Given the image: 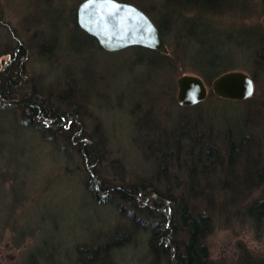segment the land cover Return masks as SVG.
<instances>
[{
  "label": "rangeland",
  "instance_id": "obj_1",
  "mask_svg": "<svg viewBox=\"0 0 264 264\" xmlns=\"http://www.w3.org/2000/svg\"><path fill=\"white\" fill-rule=\"evenodd\" d=\"M84 1L0 0V84L7 77H16L15 67L7 75L2 74L10 63L19 67L21 78L18 88L0 96V264H74L78 248L98 245L102 239L130 224L124 216L131 209L129 206L123 208V214L120 212L123 205L118 207L111 201V198L116 200V196L101 203L88 191L90 180L88 172L84 171L86 165L75 149L82 137L86 138L81 142L88 146L101 138L110 151L107 158L121 159L133 172L124 171L126 181L150 179L155 189L164 190L163 178L158 173L160 162L150 157L149 145L154 139L147 137L157 132L156 126H169L171 122L167 121L175 122L181 115L178 123L188 113L177 100V80L181 76L195 75L205 81L209 95L200 104L205 109H213L207 113H212V123L233 128L245 124L243 135L253 134V142L260 143L261 153L255 158L259 157L257 163L264 165V67L260 69L255 65L253 52L256 34L264 35V0L246 2L247 11L239 12L240 6L234 11L205 15L210 16L206 21L210 27L205 25L210 30L199 37L200 43L193 52L194 57L200 56L202 63L205 57L222 59L221 67L213 70L199 63L194 65L190 56L178 53L177 33L172 31L169 35L172 28H167L164 38L177 63L162 72L151 70L153 60H149V53L137 52L136 47L106 52L98 42L81 32L77 11ZM141 2L136 4L153 23L159 24L160 3L156 0ZM202 16L200 14L199 18L204 20ZM190 18L198 17L193 13ZM188 47L193 48V45ZM230 71L244 72L252 77L256 88L252 97L230 101L214 94V80ZM74 82L73 101L86 102L81 120L77 119L79 124L72 129L73 138L77 140L68 142L63 132L56 133L54 140L48 135L41 138L43 136L27 123L28 109L20 105V100L36 88L42 89L45 95H59ZM154 91L158 92L157 97L154 95L156 99ZM60 107L55 108L60 110ZM188 110L195 112L191 108ZM196 121L194 116L189 125L197 126ZM63 122V125L75 124L71 119ZM57 127L50 126L48 133ZM145 138L149 144L145 143ZM249 152L244 149L242 154L246 156ZM245 162V157H240L233 166L241 178ZM98 168L102 184L109 179L113 181V177L102 174V165ZM147 168L150 171L142 173ZM261 173L264 175L263 171ZM223 174L217 170L215 176L201 174L196 178L202 188L211 181L214 192L219 194L218 203L213 205L216 221L207 240L211 261L245 264L247 256L253 262H264L263 209H258L261 216L255 214L258 218L254 220L251 218L254 214L248 211L253 200L264 199V179L256 191L246 192L241 197L242 202L229 204L227 199L232 198L231 193L225 191L231 192L228 182L233 181L226 179V186L222 188L221 182L226 178ZM256 179L252 173V180ZM184 190L183 186L176 191L180 195ZM136 211L138 217L154 220L146 212ZM23 229L21 236L19 232ZM141 234L142 238L148 236L145 232ZM142 240L135 238L133 244L121 248L113 264H146V243Z\"/></svg>",
  "mask_w": 264,
  "mask_h": 264
},
{
  "label": "trees",
  "instance_id": "obj_2",
  "mask_svg": "<svg viewBox=\"0 0 264 264\" xmlns=\"http://www.w3.org/2000/svg\"><path fill=\"white\" fill-rule=\"evenodd\" d=\"M123 1L135 5H137L136 3H142L141 0ZM156 1L158 4L160 3L158 7L161 14L158 18L159 24L156 23V25L159 27L163 36H165L166 33L168 34L166 29L168 28L169 30L173 28L172 25H174L177 29H171L169 33L174 30L178 37H181V39H179L176 34V37L174 36L175 40H177V52L181 53V55L186 54L187 56H189L195 49V46L200 43L199 37L207 34L210 30V28L205 26L207 24L210 27L209 23L206 22L209 20L207 17L210 16L205 15H218L227 11H234L240 6L239 12L247 11L248 8L244 5L251 2V0ZM137 6L140 7L139 5ZM193 13L198 17L197 19L190 18V14ZM200 14L203 15L202 17H204V20L199 18ZM184 25L186 29L182 27ZM81 32L85 33L83 30H81ZM255 34L256 33L253 35L255 36ZM89 37L94 42L96 41L91 36ZM256 37L257 38L254 37L255 48L253 51L255 53V65L263 69L264 35L260 34L259 36L256 34ZM183 38L184 40L181 42ZM243 44L245 45L246 43ZM192 45L193 48L188 47ZM136 50L149 53L153 56V59L149 60H153L152 63L150 62V67L151 70L155 72L165 71L168 67H174L177 63L174 54L166 56L159 52L139 47H136ZM177 56L179 55L177 54ZM198 58L201 65L202 60H200L199 55ZM202 59H204V64L202 65L211 67L212 70L222 65V59H219L217 56L212 58L205 57ZM205 60H208V62H205ZM18 66H20V63H18ZM14 67L15 71L13 74H16V77H7L2 84H0V96L1 94H7L8 90H15V88H18L19 83H21L19 75L20 69L17 65H14V63L7 65V69L3 71L2 74L7 75V73L14 70ZM69 84L70 87L59 95H55L54 93H46L47 95H45L41 93L42 89L36 88L35 91L24 95L22 100H20V105H26L28 109L26 115L32 119H28L31 124L30 127H33L36 133L41 134V136H43L41 138L43 139L46 135L45 138L49 136L50 140H54L57 138L55 135L56 133L63 132L65 133L63 136L64 139L68 142L73 141L72 133L74 130L72 131V129L76 123L79 124L77 119L81 120L86 102L80 103L73 101L74 92L76 91V82ZM152 93H155L153 97L156 99L158 92L154 91ZM154 95H156V97ZM85 101H88V99L86 98ZM142 101L143 99L141 97L138 102L140 106ZM56 106H61L60 110H57L55 108ZM201 106L202 105L199 104L191 107L195 112H189V108H186L188 113H185L186 115L181 117L183 119L182 121L177 123L180 115L175 122L174 120L167 121L171 122L168 124L169 126L158 128L156 126L155 130H157V132L154 134L149 133L150 135L147 137L151 138L150 136H152L154 139L151 142L152 144L149 145L151 148L150 157L160 162L158 173L159 176L163 178L164 190L155 189L150 179L132 182L126 181L123 176L124 171H130L129 174L133 172L128 169L126 163L121 159L115 158L109 160L107 158L110 151L106 148L101 138L97 143L93 145L90 144L89 146L83 143L84 141L81 142V140L86 137L80 138V142H78L79 140L77 141L78 144L76 143L75 149L79 158H81L86 165H83L86 168L84 171L85 173L88 172L87 175L90 180V182L87 183L88 191L94 194V197L101 203L110 201L108 197L116 196V200L111 198V201H115L118 207L121 204L123 205L120 210L123 214V208L126 205L129 206L131 209L130 211H126L124 216H126V221L131 225L126 224L124 227L125 231L123 228L118 230L108 238L102 239L98 245L78 248L74 264H113L115 262L114 258L119 250H121V248L123 249L125 245L133 244L132 242H135V238L138 241L143 239L142 241L146 243L145 255L148 257L146 264H215L211 261L212 259L207 240L216 221L214 216L215 208L213 205L214 203L215 205L218 203L219 194L214 192L215 188L211 181L206 182L205 187L202 188L199 182L196 181V178L201 174L205 176H215L217 170L222 174L224 173L223 175L226 174V178L221 182L222 188L226 186V183H224L226 179V181H228L229 178H231L233 181V183L228 182L229 187L232 189L231 192L225 191L231 193L232 197H228L227 202L229 204H236V202L239 204L242 202L241 197L244 196L246 192L252 194V192L259 188L257 185H263L264 175L261 172L263 171L264 173V165L261 166L257 163L259 157L257 159L255 158L261 153L262 148L260 143L257 142L256 144L253 142V134L249 136L243 135L242 128L245 124L233 128L231 126L225 127V125L212 123L214 122L213 120L211 121L210 118L212 117V113L209 115L207 113H209V110L213 109L211 107L205 109ZM194 116L198 119V121H196L198 124L197 126L189 125L192 124L190 122L193 120ZM37 119L39 121H37ZM70 119L72 123L74 122L75 124L72 125L70 123L63 125V121H69ZM51 121L54 123L51 124ZM54 124L55 126L58 125V127L54 132L49 134L48 131H50V126L52 127ZM137 126L139 127L138 124ZM147 138H145V140ZM149 142L150 141L147 139L145 143L149 144ZM244 149L250 150L246 156L242 154ZM256 152L258 153L257 155H255ZM240 157H245L246 159L242 178L238 173V169L236 172L235 167H233L239 162ZM101 165V169H103L102 174H106L108 178L113 177V181L109 179V182H105L104 184L99 181L101 171L98 166L101 167ZM147 169L148 170L145 169L142 171V173L150 171L149 168ZM249 169L252 171H249ZM252 173H255V176H257L255 181L252 180ZM123 182H125V185ZM183 186L185 190L178 195L176 190L181 189ZM172 187H174L173 189L175 190H173ZM241 189H243L242 192H240ZM105 198L106 200H104ZM198 201L200 202L199 204H197ZM263 203L264 199L253 200L248 209V211L251 212L250 214H254L253 216H255L257 209H263ZM137 209L140 212H146L147 216H150L154 220L138 217L136 214ZM144 232L148 233L146 238H142L143 235L141 233ZM19 233L23 236L24 229ZM247 258L246 256L245 259L247 262L245 261V264H264V262H253Z\"/></svg>",
  "mask_w": 264,
  "mask_h": 264
},
{
  "label": "water",
  "instance_id": "obj_3",
  "mask_svg": "<svg viewBox=\"0 0 264 264\" xmlns=\"http://www.w3.org/2000/svg\"><path fill=\"white\" fill-rule=\"evenodd\" d=\"M77 22L106 51L138 46L168 54L165 41L152 20L129 3L85 0L78 8ZM177 87V100L181 106H195L208 98V89L199 76H181ZM212 87L215 95L230 101L247 100L256 89L252 77L237 71L223 73L214 80Z\"/></svg>",
  "mask_w": 264,
  "mask_h": 264
},
{
  "label": "bare ground",
  "instance_id": "obj_4",
  "mask_svg": "<svg viewBox=\"0 0 264 264\" xmlns=\"http://www.w3.org/2000/svg\"><path fill=\"white\" fill-rule=\"evenodd\" d=\"M131 4V3H130ZM131 5H133V6H135L136 8H138L139 10H141V8H139L138 6H136L135 4H131ZM146 14V13H145ZM147 15V14H146ZM148 16V15H147ZM149 17V16H148ZM78 23V22H77ZM172 23V22H171ZM154 25L157 27V29H158V31H159V33H160V35L162 36V38L164 39V41H165V44H166V47H167V49H168V54H162V53H160V54H162V55H166V56H168V55H170V49L168 48V46H167V43H166V40H165V38H164V36L162 35V33H161V31H160V29H159V27L154 23ZM79 26V25H78ZM173 26V28L172 29H177L174 25H172ZM80 27V26H79ZM81 28V27H80ZM82 29V28H81ZM83 30V29H82ZM174 30H172V31H174ZM84 31V30H83ZM171 31V32H172ZM85 32V31H84ZM85 33H87V32H85ZM174 33H176V31H174ZM88 34V33H87ZM89 35V34H88ZM169 35H170V33H169ZM174 35V34H173ZM89 36H91V35H89ZM92 38H94L93 36H91ZM95 39V38H94ZM97 42H98V40L97 39H95ZM98 44H99V42H98ZM99 46H100V44H99ZM133 47H138V46H133ZM102 48V47H101ZM129 48H132V47H129ZM129 48H125V49H123V50H127V49H129ZM139 48H143V47H139ZM143 49H147V48H143ZM102 50H104L103 48H102ZM123 50H119V51H123ZM147 50H151V49H147ZM104 51H106V50H104ZM119 51H106V52H119ZM139 51V50H138ZM137 51V52H138ZM152 51H155V50H152ZM156 52H158V51H156ZM145 53V52H144ZM149 55H151V54H149ZM190 57V59H191V62H192V64H194V65H197L198 63H199V58L198 57H194V52H192V53H190V55H189ZM185 57H187L188 58V56L186 55ZM150 59H153V56H151V58ZM187 63V62H186ZM188 64V63H187ZM200 64V63H199ZM202 64H204V63H202ZM205 82V81H204ZM205 85H206V83H205ZM206 88L207 89H209L208 88V86L206 85ZM208 95H209V90H208ZM217 96V95H216ZM218 97V96H217ZM218 98H221V97H218ZM221 99H223V98H221ZM224 100H227V99H224ZM181 106V105H180ZM196 106V105H195ZM181 107H183V108H191V107H194V106H181ZM210 111H212V110H209V112ZM28 117V116H27ZM28 119L29 120H32L30 117H28ZM26 120L27 121V123H29V125H30V122H29V120ZM26 123V122H25ZM26 123V124H27ZM73 140H74V138H73ZM263 209H264V203H263ZM256 214L258 215V216H261L260 214H258V209H257V212H256ZM262 214H264V210H263V212H262ZM251 218H253V220L254 219H256V218H258V217H256V216H252Z\"/></svg>",
  "mask_w": 264,
  "mask_h": 264
},
{
  "label": "snow or ice",
  "instance_id": "obj_5",
  "mask_svg": "<svg viewBox=\"0 0 264 264\" xmlns=\"http://www.w3.org/2000/svg\"><path fill=\"white\" fill-rule=\"evenodd\" d=\"M249 91H251V90H249Z\"/></svg>",
  "mask_w": 264,
  "mask_h": 264
}]
</instances>
